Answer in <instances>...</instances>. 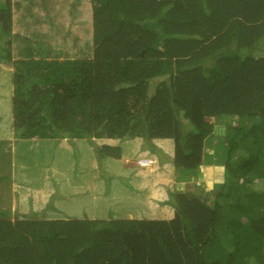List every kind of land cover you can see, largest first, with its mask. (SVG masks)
<instances>
[{"label":"trees","instance_id":"16d2710c","mask_svg":"<svg viewBox=\"0 0 264 264\" xmlns=\"http://www.w3.org/2000/svg\"><path fill=\"white\" fill-rule=\"evenodd\" d=\"M0 64L15 140H85L105 185L134 189L113 164L143 151L175 181L223 169L169 188L170 219L0 206V264H264V0H0Z\"/></svg>","mask_w":264,"mask_h":264},{"label":"rangeland","instance_id":"374dc122","mask_svg":"<svg viewBox=\"0 0 264 264\" xmlns=\"http://www.w3.org/2000/svg\"><path fill=\"white\" fill-rule=\"evenodd\" d=\"M11 74V67L0 64V101L4 98V109L0 108V206L6 208L9 203L10 210L20 215L27 214L30 210L41 212L46 208H52L47 211L45 217L54 220L130 218V212L126 207L129 191L124 189L121 183L112 182L110 185H105L100 172L95 167L89 143L85 140H76L74 143L59 142L57 145L50 144L49 141L39 143L36 139L15 140L12 129ZM210 122L214 120L211 119ZM225 129L224 124L215 123L214 143L223 137ZM211 148L209 150L213 151ZM219 155L218 157L222 158V154ZM138 159L114 160L113 166L116 167L113 169L135 168L136 177L133 176L131 185L137 190V196L132 200L143 208L149 204L146 191L144 189L142 191L143 181L147 183V176L144 174L140 180L139 171L143 168L149 169L155 162L141 166ZM212 159L214 160V157ZM211 170L201 167L196 176L175 172L176 178L181 175L186 177L185 180L177 181L176 189L184 192L208 193L223 179L221 175H213ZM42 179L45 184L47 183L45 187L50 190L49 193H46V190L44 192V187L39 188ZM166 184L170 185L168 181ZM63 188L69 189L67 195H61L59 192ZM57 195L59 197H56ZM158 217L172 218L173 209L170 213Z\"/></svg>","mask_w":264,"mask_h":264},{"label":"crops","instance_id":"0c3cea01","mask_svg":"<svg viewBox=\"0 0 264 264\" xmlns=\"http://www.w3.org/2000/svg\"><path fill=\"white\" fill-rule=\"evenodd\" d=\"M4 96V95H3ZM2 96V97H3ZM8 98V97H7ZM9 99V98H8ZM3 100L4 98H1V101H0V108L4 109L3 107ZM9 108V107H8ZM1 112V111H0ZM9 116V114H8ZM7 139H9V137H7ZM157 144L159 146H162L164 147L165 151L166 152H171L173 150V145L171 144V142H169V140H163V141H158ZM115 145V144H113ZM117 145V144H116ZM127 145L124 144V147L123 148H127L126 147ZM136 148L131 146H128L127 150H135ZM136 151H139V148L138 150L136 149ZM135 151V152H136ZM144 153V154H142ZM147 154V152H140V154L138 156H140V159L138 160H143V159H150V158H146L145 155ZM144 155V157H143ZM123 160H129L127 158H124ZM168 168H165V167H159L157 164H154L152 167H150L149 169H141L139 172H140V175H138L140 177V180H142V176H144V174L147 176L146 177V180H147V183H145L143 181V187H142V191L144 189V191H146L148 197H149V204L145 207L143 206V208L139 205L138 202L132 200L133 197H136L137 196V190L135 189H132V190H128V198H127V203H126V207H127V210L130 212V218L131 219H140L141 218H153L155 216H159V215H166L168 213L171 212V208H168V207H162V206H159V204L157 203H160L164 200H166L167 198V191L169 190L170 187H172V189H176V183L177 181L173 180V177H172V167L169 166V165H166ZM116 166H113V168H115ZM203 168H208V169H212V173L213 175H221L222 178H223V169L221 166H217V165H203ZM121 170L122 173H124L125 175L129 174V173H133L134 174V177H136V173H135V168L133 167H129L128 169L126 168H119V170H116V169H112V172H115V173H119ZM81 171V170H80ZM170 173H169V172ZM158 175V176H157ZM41 179V178H40ZM137 179V178H136ZM145 179V178H143ZM20 181V179H18ZM18 180H17V183H18ZM160 180V181H159ZM173 180V183L171 184V181ZM166 181H168L170 183V185H167L166 184ZM179 181V180H178ZM79 183V182H78ZM163 183V184H162ZM47 184V183H46ZM45 184V181H43V179L40 181L39 183V188H43L44 192L46 190V193H49L50 190H47V187ZM166 188H165V187ZM50 188V186H49ZM48 188V189H49ZM135 188V187H134ZM55 192V187L53 186L52 188ZM127 189V188H126ZM171 189V190H172ZM42 190V192H43ZM69 191V189L67 188H63L61 191H59L61 193V195H67V192ZM56 197H59V195H57ZM157 202V203H155ZM130 218H126V219H130Z\"/></svg>","mask_w":264,"mask_h":264},{"label":"built area","instance_id":"2783aa9c","mask_svg":"<svg viewBox=\"0 0 264 264\" xmlns=\"http://www.w3.org/2000/svg\"><path fill=\"white\" fill-rule=\"evenodd\" d=\"M152 162H153V160H151V159H144V160L139 161V164L141 166H147L148 163H152Z\"/></svg>","mask_w":264,"mask_h":264},{"label":"clouds","instance_id":"9594fccd","mask_svg":"<svg viewBox=\"0 0 264 264\" xmlns=\"http://www.w3.org/2000/svg\"><path fill=\"white\" fill-rule=\"evenodd\" d=\"M142 160V159H141ZM141 160H139V161H141ZM144 160V159H143ZM152 160V159H151ZM154 162V161H153Z\"/></svg>","mask_w":264,"mask_h":264}]
</instances>
